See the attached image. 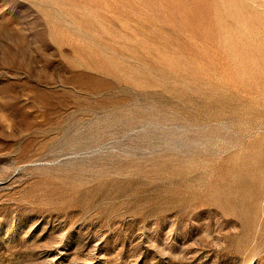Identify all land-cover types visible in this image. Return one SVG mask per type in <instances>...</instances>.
Returning <instances> with one entry per match:
<instances>
[{
  "label": "rangeland",
  "instance_id": "rangeland-1",
  "mask_svg": "<svg viewBox=\"0 0 264 264\" xmlns=\"http://www.w3.org/2000/svg\"><path fill=\"white\" fill-rule=\"evenodd\" d=\"M0 264H264V0H0Z\"/></svg>",
  "mask_w": 264,
  "mask_h": 264
}]
</instances>
